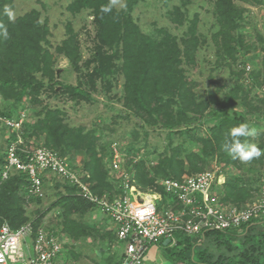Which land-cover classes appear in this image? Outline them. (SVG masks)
Segmentation results:
<instances>
[{"label":"trees","instance_id":"obj_1","mask_svg":"<svg viewBox=\"0 0 264 264\" xmlns=\"http://www.w3.org/2000/svg\"><path fill=\"white\" fill-rule=\"evenodd\" d=\"M139 1L143 0H126L121 10L114 7L113 0H73L67 6L71 15L88 13L92 17L94 45L89 57L83 60L78 35L69 26L53 54L47 48L50 31L41 21V14L31 10L9 22L3 9L10 6L14 10L13 1L0 0V21L9 33L7 39L0 37V118H17L26 110V103L41 105L42 110L27 114L23 123L25 143L31 145L42 140L44 147L57 151L69 161L76 152L84 153L87 161L82 169L89 175L87 184L92 192L97 195L120 193V180L110 178L106 167L110 145L116 141L105 138L109 127L95 123L86 134L82 127L69 129L62 125V112L43 105L40 99L42 94L50 92L54 97L68 96L76 104L91 102L99 82L108 94L115 75L120 74L122 118L135 119L132 140L122 149L130 157L124 167L133 174L135 185L142 191L152 190L168 199L160 180H180L184 175L202 173L209 166L208 159L216 158L223 165L222 176L217 177L219 186L215 189L220 202L243 206L264 189V155L241 162L223 151L222 145L230 129L246 122L257 137L241 140L256 142L264 151L263 39L258 37L263 54L261 61L247 72V63L242 59L250 53L252 44L247 43L241 32L247 7L263 6L264 1L210 0L216 26L211 36L217 56L215 64L222 62L231 70L235 82L227 92L210 91L205 97L197 94V84L187 77L185 68L195 66L196 56L206 44L197 30L198 14L193 15L195 19L186 25L181 38L163 29L147 35L130 16ZM190 3L191 0H179V5L172 7L169 16L173 24L183 26L188 22L186 13ZM109 6L111 11L102 10ZM57 58L67 61L77 77L76 85L60 84ZM239 107L244 111L238 110ZM103 120L105 118L100 123ZM0 130L1 139L5 133L9 134L1 125ZM151 132L164 134L167 140L166 149L155 156V152H140L148 145ZM13 140L15 135L9 134L6 145ZM5 152L6 149L0 153V226L6 223L15 230L32 222L35 231L44 228L73 242L96 238L95 228L84 218L97 210L78 197L69 183L53 180L51 191L57 198L45 208L47 180L43 182L42 198L27 194L29 180L24 173L13 172L2 181ZM141 155L144 158L136 161ZM227 167L244 171L246 177L224 176ZM31 203L42 210L31 214L26 209ZM51 210L57 214L54 227L43 223L44 215ZM176 237V246H167L165 251L171 264H264V220L249 222L239 231L208 232L198 237L178 234ZM108 241L110 243L111 239ZM114 260L115 264H120L121 255Z\"/></svg>","mask_w":264,"mask_h":264},{"label":"built area","instance_id":"obj_2","mask_svg":"<svg viewBox=\"0 0 264 264\" xmlns=\"http://www.w3.org/2000/svg\"><path fill=\"white\" fill-rule=\"evenodd\" d=\"M250 70L247 66L246 71ZM26 120L25 111L17 118H0V125L15 135V140L6 146L1 180H7L13 172L24 173L29 180L27 194L39 198L44 196L45 180L69 183L78 197L113 224L117 243L122 246L120 264H143L150 246L168 240L167 246L175 247L178 234L198 237L208 232L239 231L249 222L264 220L263 191L241 207L220 202L215 189L219 186L218 174L222 176L221 168L180 180H160L169 197L166 201L158 192L140 190L133 174L124 167L126 158L117 141L110 145L107 169L110 178L120 180L121 192L97 195L87 184L89 175L72 161L43 145L32 147L25 143L22 126ZM62 242L44 228L35 231L32 222L15 230L4 223L0 226V264H53L62 254Z\"/></svg>","mask_w":264,"mask_h":264},{"label":"rangeland","instance_id":"obj_3","mask_svg":"<svg viewBox=\"0 0 264 264\" xmlns=\"http://www.w3.org/2000/svg\"><path fill=\"white\" fill-rule=\"evenodd\" d=\"M14 4V11L16 17L24 15L31 10H37L41 14V21L46 23L49 28L50 35L48 37L47 48L54 54V47L64 39L66 36V28L69 26L75 33L78 35L80 42V48L83 55V60L87 59L91 53V50L94 45V36L95 29L92 22V17L87 15L88 13H81L78 15H71L67 11V6L73 0H12ZM264 1V0H263ZM126 0H113V5L116 9H124ZM179 5V0H143L139 1L130 11V16L138 24L139 28L144 34L153 35L156 30H166L177 38L183 36V32L186 29V25L191 20H194V14H198L197 18V30L206 41V44L199 50L196 56V64L194 67L186 66L187 77L193 80L197 86L195 91L200 97H205L208 92L220 93V91L227 92L230 90L235 82V77L232 75L231 70L224 66V64H215L216 54L215 48L211 41V36L216 30L215 20L212 14L213 7L210 0H191V3L187 7V18L188 22L179 26L173 24L170 21L169 13L172 10V7ZM248 12L246 18L243 22L242 34L245 37L247 43L252 44V49L250 53L242 59L243 62H246L247 66L250 68H255L257 64L259 65L261 58L263 56L261 51V45L258 43V37L260 36L263 39L264 46V5L263 6H254L247 7ZM56 67L59 72L58 81L62 85H76L77 77L72 72L71 68L68 66V63L63 58H57ZM234 70V68L232 69ZM114 85L112 90L107 94L102 84L99 82L97 86V92L92 95L91 102H81L76 104L68 98V96H57L54 97L50 92H46L41 95V103L43 105H49L51 109L60 110L62 119V125L71 129L82 127L83 133L86 134L88 130L93 128L94 124L100 125V127L107 125L109 129L105 132V138L116 140L121 144V149L125 150L129 141L132 140L131 132L134 130V121L135 119L131 117V121L124 120L123 116V107L119 100L121 96V85H122V76L120 74L115 75ZM221 88V89H218ZM58 90V89H57ZM59 91V90H58ZM50 96V98H49ZM26 114L36 113L42 110V106L32 105L26 103L25 108ZM238 110L244 111L243 107H239ZM105 118V121L100 123L102 119ZM251 118V117H249ZM252 119V118H251ZM0 130V137H1ZM5 136V137H4ZM8 134L5 133L2 139L0 138V147L2 151L6 149V139ZM164 134L158 133H149L147 140L148 145L143 146L140 152L144 154L145 152H155L153 156L158 155L166 149L167 140L164 137ZM142 136H140V139ZM256 131L253 135H250L251 139H255ZM35 142V141H34ZM42 140L36 141L35 143L31 142L30 146H39L42 145ZM256 144V142H254ZM99 151V150H98ZM122 153L125 156V160H130V157L127 156L123 151ZM150 155V154H149ZM71 159L72 163L81 170L84 162L87 161V157L84 153L76 152ZM144 158V156H139L136 161ZM70 159V158H69ZM209 166L206 171H215L217 168L223 169V165L219 164L216 158L208 159ZM107 167V165H106ZM86 172L85 170H83ZM226 173L224 176L230 178L237 177H246L244 171L234 169L232 167H227L225 169ZM205 172V171H204ZM87 173V172H86ZM264 173V168H262V174ZM88 174V173H87ZM184 175L183 177H186ZM110 177V176H109ZM182 177V178H183ZM264 179V175H263ZM51 181H46L47 186L45 188V197L43 202V207H48L52 202L56 200V196L53 195L51 191ZM264 192V189H263ZM262 193L255 196L257 198ZM254 198V199H255ZM167 199H164L166 201ZM160 207L166 209V207L160 203ZM27 211L31 214L35 210L41 209L37 208L35 204H27ZM57 214L54 210L46 213L43 218V223L48 227H54L56 224ZM62 242V254L54 261L53 264H79L81 256L73 258L69 256V252L77 251V246L74 245V242L71 241L70 244L65 246L67 239L62 236L59 237ZM64 243V244H63ZM163 246V243L150 246L145 255L143 264H171L166 256V248ZM169 248H172L169 247ZM73 250V251H72ZM117 250V249H115ZM119 250H117L118 252ZM120 251L122 252V246ZM89 257L94 256L89 251ZM65 258L68 260L65 261ZM64 260V261H62ZM82 262L84 260L82 259ZM89 262V259H87Z\"/></svg>","mask_w":264,"mask_h":264},{"label":"crops","instance_id":"obj_4","mask_svg":"<svg viewBox=\"0 0 264 264\" xmlns=\"http://www.w3.org/2000/svg\"><path fill=\"white\" fill-rule=\"evenodd\" d=\"M84 219L87 223L95 228L96 238L92 239L88 237L78 242H74V245L78 247L77 251L79 250V252H75L77 253V255H72L73 253L69 252V256H74L73 258L81 256L82 258L79 264H115L116 260H114V258L118 255H121V245L117 243V240L113 239L114 237H116L114 236L115 229L113 224L107 217L96 211L89 215H86ZM110 239L111 242L109 243L108 240ZM71 241L72 240H67L65 246L67 244L72 245L73 242L70 244ZM115 249L119 251L117 252V250ZM91 250V253L94 255L92 256V258L89 257V251ZM82 259L84 260V262H82ZM87 259H89V262H87ZM66 260L68 259L65 258V261Z\"/></svg>","mask_w":264,"mask_h":264},{"label":"clouds","instance_id":"obj_5","mask_svg":"<svg viewBox=\"0 0 264 264\" xmlns=\"http://www.w3.org/2000/svg\"><path fill=\"white\" fill-rule=\"evenodd\" d=\"M102 10L109 12L111 11V7H105ZM3 15L8 18L9 22H14L16 19V13L10 6L4 7ZM8 35L7 26L0 21V37L7 39ZM253 134L254 130L246 122L239 124L230 129L229 136L222 145V150L232 158L239 159L241 162H249L254 158H259L264 155V151L257 144L241 140L242 137H249Z\"/></svg>","mask_w":264,"mask_h":264},{"label":"water","instance_id":"obj_6","mask_svg":"<svg viewBox=\"0 0 264 264\" xmlns=\"http://www.w3.org/2000/svg\"><path fill=\"white\" fill-rule=\"evenodd\" d=\"M168 243H169V241H168V240H165V241L163 242V245H164V246H167Z\"/></svg>","mask_w":264,"mask_h":264}]
</instances>
